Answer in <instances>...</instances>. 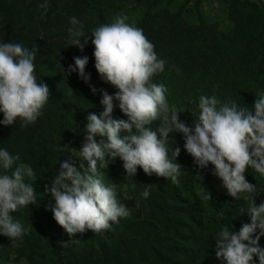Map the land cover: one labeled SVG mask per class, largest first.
Returning a JSON list of instances; mask_svg holds the SVG:
<instances>
[{"label":"trees","instance_id":"16d2710c","mask_svg":"<svg viewBox=\"0 0 264 264\" xmlns=\"http://www.w3.org/2000/svg\"><path fill=\"white\" fill-rule=\"evenodd\" d=\"M118 15L143 29L166 62L153 83L165 85L169 106H175L187 126L194 127L201 95L254 110L255 99L264 94V0H0V42L37 48L35 74L50 91L34 124L21 126L19 119L13 126L0 124V149L33 168L37 192L35 205L12 213L14 221L31 231L15 241L0 235V264H224L215 255L219 232L223 227L238 231L250 222L246 211L251 200L229 196L212 174L213 165L199 168L184 150L179 132L169 134L174 143L168 144L169 154L172 148L181 149L176 158L183 167L179 184L146 175L139 167L135 176L127 177L116 158L102 169L101 179L114 187L130 215L108 230L72 238L54 220L48 207L54 200L45 185L51 186L65 161L80 169L78 150L87 116L103 111L102 93L93 94L89 84L109 94L118 91L96 71L91 43L93 30ZM71 17L88 36L83 52L72 45ZM85 55L88 84L78 72L67 73L73 58ZM115 103L113 117L127 120ZM161 122H154L153 130ZM100 139L106 142V137ZM245 176L257 186L254 203L259 205L264 202V176L251 168ZM146 188L147 199L141 195ZM259 244L264 247V236Z\"/></svg>","mask_w":264,"mask_h":264},{"label":"clouds","instance_id":"9594fccd","mask_svg":"<svg viewBox=\"0 0 264 264\" xmlns=\"http://www.w3.org/2000/svg\"><path fill=\"white\" fill-rule=\"evenodd\" d=\"M42 7L46 9L47 5ZM128 20L126 15H118L112 23L92 32L95 69L104 82L118 91L109 94L89 84L93 94L102 93L103 111L87 116L86 135L78 150L80 169L65 161L51 186L45 185V192L54 200L48 206L54 220L72 238L89 230H108L126 219L129 208L117 199L114 187L106 186L101 179L102 169L116 158L123 162L127 177L135 176L139 167L146 175L155 174L179 184L183 167L176 158L181 149L172 148L169 154L168 148L169 142L174 143L169 134L179 132L184 137V150L199 168L213 165L212 174L222 181L229 196L251 200L246 211L250 222L243 223L238 231L223 227L219 232L216 258L224 264H255L256 257L259 264H264V247L259 244L264 236V202L254 203L257 186L245 176L248 168L264 176V94L255 99L254 110L240 108L231 100L222 103L215 95H201L194 127L187 126L179 119L175 106H169L165 85L153 83V77L164 71L166 62L158 57L143 29ZM70 24L72 45L83 52L88 44L83 25L75 17L70 18ZM36 54L37 48L30 50L20 43L0 42V124L4 126H13L18 119L21 126L34 124L49 101V87L38 82L35 74ZM73 60L67 73L78 72L88 84V56ZM115 102L127 120L113 117ZM156 121L162 122L153 130L151 126ZM122 132L126 133L123 137ZM97 137H106V142ZM19 159L0 149V235L11 241L31 231L14 221L12 213L37 203L35 172L30 165L17 163ZM141 195L147 199L150 188ZM206 198L211 199L210 193ZM241 212L245 213L243 209Z\"/></svg>","mask_w":264,"mask_h":264},{"label":"rangeland","instance_id":"374dc122","mask_svg":"<svg viewBox=\"0 0 264 264\" xmlns=\"http://www.w3.org/2000/svg\"><path fill=\"white\" fill-rule=\"evenodd\" d=\"M214 6H216V3H213Z\"/></svg>","mask_w":264,"mask_h":264}]
</instances>
